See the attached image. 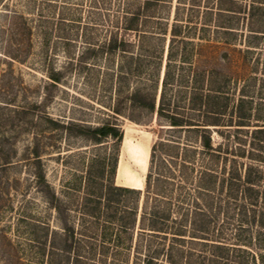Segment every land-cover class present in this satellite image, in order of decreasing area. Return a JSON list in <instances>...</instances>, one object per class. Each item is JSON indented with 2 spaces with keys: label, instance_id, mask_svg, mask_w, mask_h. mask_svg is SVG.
I'll list each match as a JSON object with an SVG mask.
<instances>
[{
  "label": "rangeland",
  "instance_id": "374dc122",
  "mask_svg": "<svg viewBox=\"0 0 264 264\" xmlns=\"http://www.w3.org/2000/svg\"><path fill=\"white\" fill-rule=\"evenodd\" d=\"M142 2L0 0V264H75L62 251L64 228L50 192L75 228L80 264H145L146 251L175 242L181 207L190 210L184 250L192 246L193 220L204 218L209 238L231 246L230 256L242 243L247 250L238 253L239 262L264 264V0H167L141 32H126L127 17ZM174 26L181 30L175 40ZM111 37L125 38L127 50L107 52ZM55 73L62 77L56 86ZM137 89L157 102L165 90L179 111L212 124V113L200 107L201 92L209 94V109L223 108L220 125H209L221 146L217 156L196 154L187 173L156 169L154 143L178 132L162 129L156 113L131 108L127 96ZM119 100L140 120L117 117L120 143L95 144L47 118L98 125L115 115ZM24 108L33 109L28 122L19 117ZM186 138L183 132L181 142ZM36 144L43 186L37 184ZM204 170L217 177L212 193L202 189L209 180ZM248 174L256 184L251 198L233 191ZM231 176L232 189L226 185ZM110 186L130 190H112L108 202ZM165 203L171 206L168 233L141 235L143 214L159 216ZM193 247L199 254L207 250ZM165 254L158 262L167 264Z\"/></svg>",
  "mask_w": 264,
  "mask_h": 264
},
{
  "label": "trees",
  "instance_id": "16d2710c",
  "mask_svg": "<svg viewBox=\"0 0 264 264\" xmlns=\"http://www.w3.org/2000/svg\"><path fill=\"white\" fill-rule=\"evenodd\" d=\"M167 0H143L142 4H140L126 19L125 24V31L126 32H141L142 27L148 19L153 17V14L155 11V8ZM232 10V9H229ZM176 26V25H175ZM173 28L172 30V36L173 39H177L178 33L181 30H177V27ZM173 40V41H174ZM128 46V42L125 38H118V37H111L109 41L105 44V48L107 52L114 53L116 51L127 50L126 47ZM169 75V71L166 73L165 76V84L167 81ZM53 84L56 86L61 81V75L60 73L52 74ZM47 90H50V85L47 87ZM48 95V94H47ZM208 96L204 92H201V98L203 100V103L201 102L200 107L205 111V113H212V119L213 123H206L204 120L195 119L192 116V113L189 111L181 112L178 110V106L176 104H171L167 101L166 98V92L165 90L161 94V97L159 101L157 102L156 96L151 93L142 92L141 90L137 89L133 91L131 94H129V104L131 108H139V109H147L151 112L156 113L158 120L160 121V125L162 126V129H166L170 131H175L174 135H171L172 138L164 137L163 134L156 140L152 147V160L155 161L157 158V163L155 162L156 169H160L161 167H166L169 171H171V168L169 167H177L182 173H187V170L189 169L188 166H194L196 161V154L198 153H205L209 154L212 157H216L218 150L221 149V146H216L214 142V138L211 134V130L209 125H220V118L219 116L221 113H223V108H219V106L214 107L213 109H209V100ZM216 96V95H215ZM49 98H51V95H48ZM192 100V99H191ZM124 101H117V104L113 106V111L115 115H112L111 117L107 118L103 122H101L98 125H92L87 123H81L76 121H56L52 120L49 116H47L48 121H50L56 129H63L67 131L69 134H74L76 136H81L85 139L90 140L91 142L95 144H101L105 140L113 139L117 143H120L123 138V131L121 126L117 123V117L119 115H127L130 118H133L137 121H140L138 118H134L131 114L127 113L124 107ZM126 103V102H125ZM35 107H40L39 104H35ZM193 108V106H192ZM191 109V108H190ZM200 109V108H199ZM31 108H24L22 111H19L20 119L25 120L28 122L30 120V115L32 113ZM16 117L14 116L13 120ZM32 121V120H31ZM164 131V130H162ZM185 132V136L188 143L181 142L182 139V133ZM34 156L36 160V177H37V184L39 186H43L47 184L46 176L44 174L42 165H41V158H40V148L39 145L36 144L34 148ZM154 163V162H153ZM170 165V166H169ZM153 167V166H152ZM210 171V172H209ZM203 177H208L209 180L204 183V186L202 189L213 192L217 189V177L214 172H211V170H204ZM207 173V174H206ZM210 173V176H206ZM206 174V175H205ZM154 175V171H151L148 175L147 179V185L148 188H151L153 186L152 184V178ZM234 177H228L226 180L229 182H226L228 184L227 187L230 189L233 188L232 184H235L237 182L233 183ZM241 184H238V189L234 188L233 191L241 190L242 195H245V197L249 196L250 198L253 195L254 187H256V184L253 182L252 177L250 174L245 176V178H240ZM157 181L156 187L157 189L161 190L165 187L161 185V188H158L160 183V176H157L155 178V182ZM203 184V183H202ZM225 185V182H224ZM164 187V188H163ZM201 187V186H200ZM112 190H122V191H128L130 190L127 187L124 186H110L105 196L108 197V202H111L114 195L112 193ZM138 193H140L141 190H136ZM162 191V190H161ZM49 193V192H48ZM49 198L51 199L52 204L55 206V209L59 212L62 224L64 228V246L62 248V251L64 253H67L69 255V258L71 256L73 257L75 264H80L82 255L80 254V243L76 236L75 228L72 224L69 223L68 219L64 216L65 209L63 208L61 204L60 197L52 192L49 193ZM156 200V199H155ZM254 203V202H251ZM162 214L157 216V214L149 213V218L147 220L146 213L143 214L141 220L143 221L142 227H141V235H143L146 230L152 231L151 234H167L168 229L170 228L169 221L171 220V206H169L168 203H165ZM185 209V210H183ZM183 210V211H182ZM169 211V212H168ZM189 213L190 210H187V208L181 207V209L178 210L179 217L174 220V228L175 231L173 232L174 235V241L172 244H169L168 249L165 245H163L160 248H155L153 250H148L144 254V262L145 264H162L159 261V258L163 256L164 253L167 257V264H222V261L225 259L227 261H233L234 264H242L237 260V256L239 252H244L247 250L246 244L239 243L236 247L233 248V253L235 252V255L230 256V247L225 242H220L217 239H210V222L207 221V219H198L193 220L192 225V235L193 239H190V243L192 246H190L189 250H184L185 247L182 245V243H188V239L186 238V235L190 230H188L187 223L189 222ZM196 216L199 215L197 210L195 211ZM167 223V224H166ZM190 236V235H189ZM192 237V236H191ZM199 239V240H198ZM176 241L179 242V246H177ZM249 245L252 244V242H247ZM196 244H202L207 247V250L201 252L200 254L196 252L193 247V245ZM253 245V244H252ZM187 251V252H186ZM199 254V255H198ZM234 257L233 259H230L231 257ZM232 257V258H233ZM252 258H256V253L253 254ZM184 259V260H183ZM245 264V263H244Z\"/></svg>",
  "mask_w": 264,
  "mask_h": 264
}]
</instances>
